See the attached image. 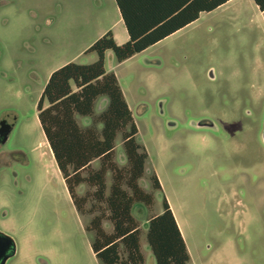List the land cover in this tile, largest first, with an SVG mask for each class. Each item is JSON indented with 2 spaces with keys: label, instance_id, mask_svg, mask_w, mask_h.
I'll list each match as a JSON object with an SVG mask.
<instances>
[{
  "label": "rangeland",
  "instance_id": "1",
  "mask_svg": "<svg viewBox=\"0 0 264 264\" xmlns=\"http://www.w3.org/2000/svg\"><path fill=\"white\" fill-rule=\"evenodd\" d=\"M255 7L237 0L204 13L123 63L106 54L149 155L140 185L152 192L156 173L162 186L153 209L133 210L145 264H156L148 220L163 213L165 198L189 264H264V16ZM110 31L125 44L115 0H0V119L16 117L2 147L13 158L0 166V223L17 245L7 264H102L86 230L90 217L73 203L38 103L54 71L96 62L87 51ZM107 103L101 98L96 113ZM90 122L79 118L81 126ZM116 160L127 163L121 137Z\"/></svg>",
  "mask_w": 264,
  "mask_h": 264
},
{
  "label": "trees",
  "instance_id": "2",
  "mask_svg": "<svg viewBox=\"0 0 264 264\" xmlns=\"http://www.w3.org/2000/svg\"><path fill=\"white\" fill-rule=\"evenodd\" d=\"M115 1L129 40L118 45L110 31L87 51L97 54L96 62L69 63L54 71L38 103V113L73 203L82 216L90 217L86 230L93 234L97 259L102 264H145L140 224L133 210L136 204L153 209L155 193L162 186L156 173L151 176L152 192L140 185L149 155L137 140L139 130L117 76L107 72L106 54L112 51L117 62L123 63L230 0ZM253 1L264 16V0ZM101 98L108 103L97 114ZM79 118L91 122L81 126ZM118 137L123 142L125 166L116 160ZM83 187L87 190L81 195ZM106 222L111 232L105 229ZM147 241L156 264H189L187 245L166 198L163 213L148 220Z\"/></svg>",
  "mask_w": 264,
  "mask_h": 264
},
{
  "label": "flooded vegetation",
  "instance_id": "3",
  "mask_svg": "<svg viewBox=\"0 0 264 264\" xmlns=\"http://www.w3.org/2000/svg\"><path fill=\"white\" fill-rule=\"evenodd\" d=\"M15 125H16V117L15 116L13 117L12 112L4 115L0 119V166L2 164H6L8 159L13 158V154L4 152L2 147L8 144L12 132L15 128ZM2 132L4 133V135L1 136ZM5 235L9 236L5 230L4 224L0 223V236H5Z\"/></svg>",
  "mask_w": 264,
  "mask_h": 264
},
{
  "label": "water",
  "instance_id": "4",
  "mask_svg": "<svg viewBox=\"0 0 264 264\" xmlns=\"http://www.w3.org/2000/svg\"><path fill=\"white\" fill-rule=\"evenodd\" d=\"M200 126V125H199ZM4 133H1V136ZM17 253L15 240L10 236H0V264H7L8 260Z\"/></svg>",
  "mask_w": 264,
  "mask_h": 264
},
{
  "label": "crops",
  "instance_id": "5",
  "mask_svg": "<svg viewBox=\"0 0 264 264\" xmlns=\"http://www.w3.org/2000/svg\"><path fill=\"white\" fill-rule=\"evenodd\" d=\"M237 0H230L227 4H225V5H223V6H227V5H229V4H232L233 2H236ZM223 6H221V7H223ZM255 10H258V11H260V9L258 8V6L255 4ZM236 11H246V10H244V9H242V8H238V9H236ZM122 18V17H121ZM124 23V22H123ZM125 26V25H124ZM126 28V27H125ZM126 32H127V29H126ZM113 33V32H112ZM114 34V33H113ZM114 37H115V40L117 39V36L114 34ZM129 40V35H128V32L126 33V37H124L123 38V40H122V42H120L119 44H121V43H126L127 41ZM118 42V41H117ZM100 101V100H99ZM83 119H88V118H83ZM89 125V124H88ZM95 164V163H94Z\"/></svg>",
  "mask_w": 264,
  "mask_h": 264
}]
</instances>
